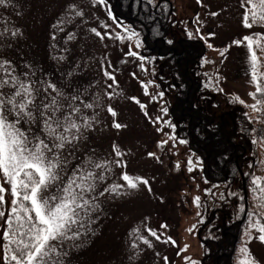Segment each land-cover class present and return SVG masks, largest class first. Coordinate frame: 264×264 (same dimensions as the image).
<instances>
[{"label":"rangeland","instance_id":"1","mask_svg":"<svg viewBox=\"0 0 264 264\" xmlns=\"http://www.w3.org/2000/svg\"><path fill=\"white\" fill-rule=\"evenodd\" d=\"M148 1L153 4L159 0ZM169 1L173 10L166 38L193 37L205 47L204 54L191 68V76L198 82L195 103L211 112L241 109L244 104L256 103L250 95L257 87L251 77L250 56L255 51L257 79L259 75L264 78V37L260 38V47L254 44L251 50L246 42L243 46L232 43L244 36L264 33V26L259 23L252 28L242 23L246 9L251 8L247 0L244 7L241 0ZM108 9L107 2L101 5L94 0H7L5 5H0V60L10 61L21 78L27 72L32 80H50L67 94L82 93L88 102L93 96L99 97V107L94 109L96 120L92 128L81 130L74 156L116 159L113 153V144H116L124 153L121 159L126 168L114 165L107 183L124 184L119 179L121 171L148 180L147 186L143 183L135 189L125 186L118 193L99 197V208L91 214L92 222L78 239L63 243L67 252L64 264H191V261L211 264L209 259H204L206 244L221 231H227L225 227L233 221L238 222L239 230L236 241H232L231 264H241L244 257L240 249L245 245L256 264H264V242L257 238L260 233L250 228L257 219L261 221L254 214L264 209L251 198L250 210L245 211L246 194H243V203L234 183H209L203 179L198 155L186 143L179 142L184 140L181 129L169 113L178 87L177 80L168 71L169 64L164 56L146 49L138 29L128 19L114 13L122 25H130L139 33L140 48L135 47L134 41L101 38L92 32L93 28L101 33L122 32L109 17ZM77 11L83 15H76ZM248 15L252 23L251 12ZM13 32L16 34L12 35ZM130 44L132 50L148 59L140 61L127 56ZM105 69L115 75L116 84L112 89L106 87L113 81L104 75ZM141 81L153 82L148 86L151 95L145 94ZM109 91L116 95L109 98L106 94ZM159 92L164 93L162 98L157 96ZM131 97H136L146 108L141 109ZM108 105L117 112L115 118L108 113ZM164 107L168 109L166 115L161 111ZM86 113L91 116L93 110ZM156 117L175 127L153 123ZM114 120L126 127L116 129ZM160 127L163 132L157 130ZM38 130L39 122L32 127L33 132ZM173 135L175 139H169ZM161 140L169 142L158 146ZM189 157L195 166L191 172L188 171ZM69 161V169L78 162L73 157ZM261 161H264V140L257 143V162ZM105 186L100 185V189ZM197 196L199 206L194 202ZM2 210L6 216L10 214L9 205ZM3 225L0 220V264H8L3 259L2 246L6 243L3 233L7 230ZM193 225L196 226L193 231H187ZM149 228L157 232L159 240L150 235ZM141 237H146L150 244H145ZM169 237L175 244L168 241Z\"/></svg>","mask_w":264,"mask_h":264},{"label":"snow or ice","instance_id":"2","mask_svg":"<svg viewBox=\"0 0 264 264\" xmlns=\"http://www.w3.org/2000/svg\"><path fill=\"white\" fill-rule=\"evenodd\" d=\"M6 2L7 0H0V5H5ZM94 3L104 5L106 0H94ZM247 4L251 5V8L246 9L242 18L244 26L252 28L257 23L264 26V0H255V2L247 0ZM241 6L244 7V0H241ZM70 7L75 8L74 5ZM248 12H251L252 23H249ZM76 15L82 16L83 13L77 11ZM108 15L117 27L122 28V32L101 33L95 28L91 31L101 38L108 36L122 42L134 41L135 47L140 48L139 33L130 25H122L111 12L110 7ZM212 15H218V13H212ZM15 34V32L12 33V35ZM261 37H264V33L244 36L232 43L243 46L246 42L247 48L251 50L254 44L260 47ZM166 42L173 43L171 40ZM126 55L136 57L140 61L148 59L141 56L138 51L132 50L131 44ZM257 60L255 51H252L251 77L252 81L257 83L256 91L250 93L253 98L257 96V93L264 95V87L257 80ZM140 67L147 71L143 64ZM104 75L113 81L106 86L112 89L113 84H116L115 75L107 69ZM22 76L23 78L16 74L10 61L0 60V220L7 228L3 233L6 241L2 246L3 259L8 264H64L63 257L67 255V252L63 249V243L78 239L86 225L92 222L91 214L99 208V197L104 196L105 193H118L125 186L131 189L137 188L140 183L147 186L148 180L121 171L119 179L124 181V184L115 181L111 184L107 183L114 165L121 169L126 168V163L121 159L124 153L116 144H113L116 159H94L91 155L80 159L74 156L75 143L82 136L81 130L92 128L96 120L94 109L99 107L98 96H93L91 102H88L82 98V93L67 94L50 80H32L27 72ZM141 83L145 94L151 95L148 92V86L153 82L141 81ZM5 88L9 91L5 92ZM106 94L109 98L116 95L112 91ZM157 96L162 98L164 93L159 92ZM156 98L152 97L153 100ZM130 99L139 104L141 109L146 108V105L136 97ZM240 103L244 101L241 100ZM261 104H264V100L257 99L256 103L250 107L260 110L258 105ZM86 110H93V114L87 115ZM107 111L112 117L117 116V112L111 105L107 106ZM161 111L166 115L168 109L164 107ZM145 115L147 116V112ZM10 116L12 119H9ZM37 122H39V130L33 132L32 127ZM157 122L175 127L169 121H163L162 117H156L153 123ZM113 126L116 129L126 127L115 120ZM157 130L163 132L162 127ZM165 135L168 134L165 133ZM169 139L174 140L175 136H169ZM168 142V140H161L158 146L166 145ZM179 142L187 143L185 140ZM148 155L155 156V153ZM69 157L78 161L71 169L68 168ZM188 165V171L191 172L195 167L191 157H189ZM176 167L179 168V163ZM259 179L257 177V180ZM102 184L106 186L101 190ZM7 196L11 199H6ZM194 202L199 206L200 197H195ZM5 205H9L10 214L7 216L2 210ZM197 215L200 214L197 213ZM254 215L264 218V212ZM195 227L193 225L187 231L192 232ZM250 228L256 229L260 233L257 238L264 242V224L257 219L250 224ZM147 231L152 237L160 239L156 231L150 228ZM141 239L145 244H150L146 237ZM168 241L175 244L171 237ZM133 247L136 245L133 244ZM240 252L244 257L241 264H256L246 245L240 249ZM165 260H167L166 257ZM191 264L196 262L191 261Z\"/></svg>","mask_w":264,"mask_h":264},{"label":"trees","instance_id":"3","mask_svg":"<svg viewBox=\"0 0 264 264\" xmlns=\"http://www.w3.org/2000/svg\"><path fill=\"white\" fill-rule=\"evenodd\" d=\"M106 2L112 13L128 19L138 29L143 45L150 53L164 56L169 64L168 71L178 82L169 113L181 129L187 147L198 155L203 179L209 183H234L242 195L243 203V194H246L245 211L250 210L251 198L263 210L264 161L257 162V143L258 140H264V104L258 105L260 110L253 109L249 104H244L241 109H222L218 112L201 109L195 103L198 82L192 78L191 68L204 54L205 47L201 40L193 37L172 39V44L166 42L169 40L166 38L169 16L173 10L171 2ZM257 80L264 87L261 75ZM255 99L264 100V95L257 93ZM257 177L260 179L257 180ZM261 221L264 224V218ZM236 223L231 222L225 227L227 231H221L216 239H210L211 243L206 244V261L209 259L211 264H231L233 243L239 230Z\"/></svg>","mask_w":264,"mask_h":264}]
</instances>
